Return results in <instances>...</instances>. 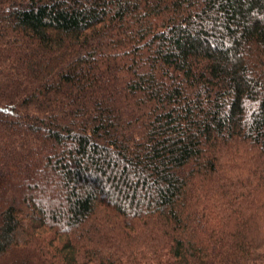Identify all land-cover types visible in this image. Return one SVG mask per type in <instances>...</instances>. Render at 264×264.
<instances>
[{
  "label": "trees",
  "instance_id": "16d2710c",
  "mask_svg": "<svg viewBox=\"0 0 264 264\" xmlns=\"http://www.w3.org/2000/svg\"><path fill=\"white\" fill-rule=\"evenodd\" d=\"M0 264H264V0H0Z\"/></svg>",
  "mask_w": 264,
  "mask_h": 264
}]
</instances>
